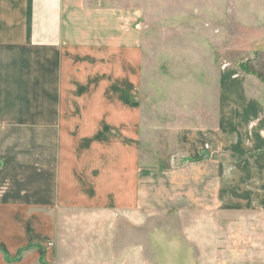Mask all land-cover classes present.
Listing matches in <instances>:
<instances>
[{
  "label": "crops",
  "instance_id": "obj_1",
  "mask_svg": "<svg viewBox=\"0 0 264 264\" xmlns=\"http://www.w3.org/2000/svg\"><path fill=\"white\" fill-rule=\"evenodd\" d=\"M101 1L0 0V264L84 213L264 208V109L227 64L214 112L168 123L169 165L141 166L142 12Z\"/></svg>",
  "mask_w": 264,
  "mask_h": 264
},
{
  "label": "rangeland",
  "instance_id": "obj_2",
  "mask_svg": "<svg viewBox=\"0 0 264 264\" xmlns=\"http://www.w3.org/2000/svg\"><path fill=\"white\" fill-rule=\"evenodd\" d=\"M109 1L142 12L141 166L169 165L176 146L168 123L202 121L204 104L214 112L223 63L236 80L230 84L243 81L264 109V0ZM249 203L256 202L208 213L142 212L136 220L84 213L57 223L46 255L27 258L29 264H264V208ZM28 247L8 256L15 262L38 251Z\"/></svg>",
  "mask_w": 264,
  "mask_h": 264
},
{
  "label": "trees",
  "instance_id": "obj_3",
  "mask_svg": "<svg viewBox=\"0 0 264 264\" xmlns=\"http://www.w3.org/2000/svg\"><path fill=\"white\" fill-rule=\"evenodd\" d=\"M5 257L8 260V261L6 260L7 262H11V261L13 262L14 261V260H12L13 258L8 256V254H5ZM18 259H19V257L16 260H18Z\"/></svg>",
  "mask_w": 264,
  "mask_h": 264
}]
</instances>
